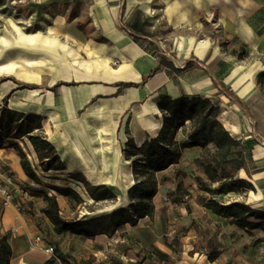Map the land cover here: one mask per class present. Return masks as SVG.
I'll use <instances>...</instances> for the list:
<instances>
[{"label":"crops","instance_id":"crops-1","mask_svg":"<svg viewBox=\"0 0 264 264\" xmlns=\"http://www.w3.org/2000/svg\"><path fill=\"white\" fill-rule=\"evenodd\" d=\"M59 1H66V6L43 30L32 34L22 32L36 37V45L23 46L16 29L6 34L13 48L36 54L37 59L33 56L23 61L13 73L5 74L9 80H0L1 98L7 97L10 109L44 117V133L66 166L63 171L42 172L28 139L17 140L38 174L70 177L82 173L88 181L119 179L116 172L95 175L92 171V166H98L100 157L104 156L111 169L122 162L129 164L134 179L129 190L135 178L123 149L129 138L141 146L148 136H158L163 127L158 108L160 97L201 96L220 107L218 118L231 134L237 125L231 118L226 117L224 121L227 111L219 101L233 105L245 118L239 127L241 134H245L239 138L244 142L262 141L254 146L250 161L238 171V176L249 181L255 190L244 193V197L238 194L240 198L236 193L222 195L227 198L222 203L243 201L264 209V90L259 84L260 77L264 82V0ZM122 25L143 38L129 35ZM195 60L204 63L203 67L192 64L176 71ZM211 77L242 101L254 121L214 86ZM122 83L138 86L123 87ZM26 85L36 88H26ZM189 131L190 124L185 134L178 132L177 140L188 141ZM75 139L80 142L85 158L79 154ZM10 141L7 137L0 138V182L18 191L29 179ZM200 154L199 147L184 150L176 167L190 157L198 162ZM199 176L207 180L204 173ZM101 184L114 187L108 182ZM15 196L16 203L20 204L16 193ZM128 200L123 207L130 204ZM22 214L14 209L1 210L0 235L8 237L13 249L11 264H35L32 260L40 255L32 253L27 246L30 240L44 235L32 224L27 225ZM146 220L142 219L136 227L126 225L112 237L101 235L89 240L66 234L83 239L87 255L83 257L66 251L61 243V236L65 234L57 235L50 224L49 235L53 241L50 246L58 247L78 261L94 257L95 264H237L240 259L235 248L238 237L246 233L236 226L229 225L214 239H206V244L213 240V249L220 252L215 261L208 260L209 251L184 252L182 260L171 261L172 251L161 242L143 243L137 236ZM19 225L24 228L13 234L12 228ZM254 233L247 239L254 249L247 264H264V233ZM189 240L183 241L185 246ZM256 240L259 242L253 244ZM41 251L44 253L45 248ZM155 251L169 262L156 259ZM49 258V255L43 257L42 264Z\"/></svg>","mask_w":264,"mask_h":264},{"label":"trees","instance_id":"trees-1","mask_svg":"<svg viewBox=\"0 0 264 264\" xmlns=\"http://www.w3.org/2000/svg\"><path fill=\"white\" fill-rule=\"evenodd\" d=\"M122 29L134 38H143L122 25ZM203 67L204 63L195 60L186 62L183 71L190 65ZM214 86L231 102L236 104L245 116L254 121L248 109L242 101L223 83L211 77ZM9 78L2 79V82ZM259 84L264 90L263 79L259 78ZM60 85H71L61 83ZM123 87H137L136 83H122ZM26 88H36L29 85ZM158 108L163 116V127L158 136L150 137L138 146L132 138H129L123 149V156L130 161L135 183L128 190L130 204L100 217L81 219H66L58 202V196L68 198L75 205L81 204L84 199L81 194L68 187L49 185L43 182L36 167L28 158L27 152L17 140L27 138L38 158V167L44 173L66 170L64 162L56 150L54 144L44 133V117L37 114H25L8 107L7 97L0 95V125L4 128L5 136L11 139L9 145L20 157L21 167L29 179L25 185V191L32 197H41L46 203L42 209L43 214L53 225L57 235L72 234L85 239L94 240L105 235L112 237L118 230L126 225L136 227L142 219L153 218L155 204L153 202L158 193L157 173L164 172L180 163L184 150L199 147L201 154L198 162L207 180L197 176L198 189L212 197L205 199L203 206L214 215L228 220L230 225L236 226L247 233L254 231L264 233V209L254 208L243 201H235L228 205L218 201L215 195H228L230 193L244 194L254 191V186L244 178L238 176V171L247 163L246 149L250 152L262 141H246L235 138L219 120L220 107L211 99L201 96H181L173 99L168 95H162L158 102ZM190 124L189 140L179 142L177 134L187 132ZM256 126V125H255ZM213 147H210V146ZM70 178L82 184L87 195L95 203L113 201L117 198L114 190L106 184H92L82 173H74ZM259 240L253 242L257 244ZM214 246L213 240L209 241ZM54 255L44 264H71L73 258L63 253L58 247H54ZM217 249H212L208 260L213 262L219 256ZM160 255L164 256L160 253ZM13 249L6 235H0V264H11ZM94 262V257H91ZM85 261L84 263H86ZM88 262V263H89Z\"/></svg>","mask_w":264,"mask_h":264},{"label":"rangeland","instance_id":"rangeland-1","mask_svg":"<svg viewBox=\"0 0 264 264\" xmlns=\"http://www.w3.org/2000/svg\"><path fill=\"white\" fill-rule=\"evenodd\" d=\"M65 3L66 1L59 0H57V3H55V0H0V48L2 50L4 49L1 43L2 37L8 32L12 33L11 30L16 29V27H19L22 32L26 34H32L43 30L46 25L51 23L55 14L66 6ZM15 38L17 39V36ZM15 49L20 50L17 47H15ZM4 78H9V76L5 74L0 76V80ZM219 103L227 111V115L224 116V121L226 117L228 119L231 118L233 123L237 125L235 130L232 129L233 136L237 139H242L239 137H243L242 134L245 133L243 132L241 134L239 127L240 124H242V120H245V118H243L242 114L228 102L219 101ZM219 116L220 115H218V117ZM228 127L230 126L228 125ZM0 129H4L2 125H0ZM3 138H6L4 132ZM245 156L247 157V161H250L252 155L249 149H246ZM101 158L102 157H100L98 166L95 164L92 166V171L95 175H102L104 172L106 174L116 172L119 174V179L89 180V182L93 184L112 183L114 187H110L117 193V198L113 201L95 203L85 192L84 186L71 179L67 174H42L41 178L44 183L65 188H73L83 197L84 201L79 205H75V203L68 198L58 196L62 215L66 219L72 220L78 218L85 220L104 216L128 203L129 197L127 190L134 180L128 168L129 164L126 165L122 162L116 169H111L110 167L108 168L106 159ZM193 159L194 158L190 157L187 161L185 160L181 163L180 166H173L164 172V174L156 175L158 193L155 200V215L153 218H147L146 221L148 222L137 234L138 237L143 239V243L158 240L166 248H169V250L172 251V255L169 259L171 261L182 260L184 252H211L214 246H210L209 242L206 244V239L210 237L214 239L221 230L228 229L230 225L228 220L214 215L203 206V203L206 202L204 200L213 195L198 189L196 177L203 172L199 162ZM14 192L17 195V201L24 208L22 215L26 219L25 223L27 225L32 224L36 230L41 231L45 237L41 236V244L36 245L33 243V240H30L27 246L28 250L30 249L32 253L40 255L39 258H34L32 260L33 263L42 264L43 257H47L48 254L45 252L43 253L41 250L46 248V246L49 247L52 245L51 243H53L49 235L51 232L50 224L52 225V223L42 212L46 203L41 197H32L29 192L25 191V186L23 184L18 191L14 190ZM240 195L244 197L243 194ZM215 198L220 202L225 203L227 201V198L222 197V195H215ZM232 198H236V196ZM237 198H240L238 194ZM1 210L4 209L0 208V213ZM245 233L246 234H242V236L238 237V246L235 248L240 258L237 264H247L248 258H250V255L254 251L252 244L250 245L247 239L255 235V233ZM188 238H190V243H187V246H185L183 241ZM61 243L64 245L66 251L77 253L76 255L79 257L87 256L86 247L85 244H83L82 238L65 234L61 236ZM192 248L194 250H192ZM155 254L157 256L156 259L160 258L161 262H169L165 256L160 255V252L155 251ZM90 259L91 257L86 260L82 259L78 261L73 258L71 264H95L96 261L89 262L91 261ZM85 261L87 262L84 263Z\"/></svg>","mask_w":264,"mask_h":264},{"label":"bare ground","instance_id":"bare-ground-1","mask_svg":"<svg viewBox=\"0 0 264 264\" xmlns=\"http://www.w3.org/2000/svg\"><path fill=\"white\" fill-rule=\"evenodd\" d=\"M16 30L18 31L20 35V41L22 42L23 46L37 44L36 37L27 36L23 34L19 27H16ZM1 43L3 44L4 49L2 50L0 48V75L13 73L15 71V68L21 65L23 61L27 62L33 56H36L34 59H37L36 54H30L24 50H18V49L13 48L12 43L9 40L7 35L2 37ZM75 145L79 151V154L83 158H85L80 150L81 144L77 139H75ZM100 151L103 152V149H100ZM103 159H104V156H103Z\"/></svg>","mask_w":264,"mask_h":264},{"label":"built area","instance_id":"built-area-1","mask_svg":"<svg viewBox=\"0 0 264 264\" xmlns=\"http://www.w3.org/2000/svg\"><path fill=\"white\" fill-rule=\"evenodd\" d=\"M3 129H0V138L3 139ZM0 208L6 209H14L18 213H22L24 208L21 204L16 203V196L14 190L10 187V185L0 182ZM24 225H19L12 228L11 232L16 234L19 230L23 229ZM42 239L40 236L35 237L33 239V243L39 245ZM54 247L49 246L45 248V253H47L50 257L54 255ZM59 264H62L59 262Z\"/></svg>","mask_w":264,"mask_h":264}]
</instances>
